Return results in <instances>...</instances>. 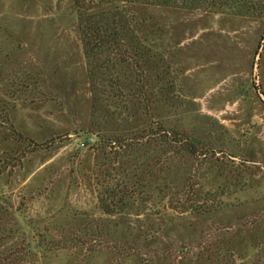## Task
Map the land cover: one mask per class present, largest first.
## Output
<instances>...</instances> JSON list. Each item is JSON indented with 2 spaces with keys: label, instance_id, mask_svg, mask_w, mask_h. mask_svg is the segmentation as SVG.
Instances as JSON below:
<instances>
[{
  "label": "rangeland",
  "instance_id": "1",
  "mask_svg": "<svg viewBox=\"0 0 264 264\" xmlns=\"http://www.w3.org/2000/svg\"><path fill=\"white\" fill-rule=\"evenodd\" d=\"M142 13L179 50L184 108L168 125L213 143L195 162L212 211L103 214L97 167L113 154L86 135L77 10L0 0V264H264V12Z\"/></svg>",
  "mask_w": 264,
  "mask_h": 264
},
{
  "label": "trees",
  "instance_id": "2",
  "mask_svg": "<svg viewBox=\"0 0 264 264\" xmlns=\"http://www.w3.org/2000/svg\"><path fill=\"white\" fill-rule=\"evenodd\" d=\"M71 2L77 10L90 92L86 135L95 138L98 149L113 154L111 161L97 167L101 171L96 178L100 211L129 215L163 203L165 209L181 215L209 214L214 201L207 193L195 196L205 175L195 162L215 149L204 129L198 134L183 131L178 120L168 125L184 108L178 100L184 90L179 50L142 9L249 17L264 12V5L257 7L255 0ZM3 232L8 240L10 230L0 224V240Z\"/></svg>",
  "mask_w": 264,
  "mask_h": 264
}]
</instances>
